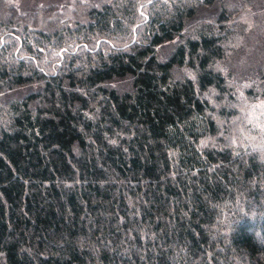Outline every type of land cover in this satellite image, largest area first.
I'll list each match as a JSON object with an SVG mask.
<instances>
[{"label":"trees","instance_id":"obj_1","mask_svg":"<svg viewBox=\"0 0 264 264\" xmlns=\"http://www.w3.org/2000/svg\"><path fill=\"white\" fill-rule=\"evenodd\" d=\"M23 1L0 0V264H264L241 217L264 0Z\"/></svg>","mask_w":264,"mask_h":264},{"label":"clouds","instance_id":"obj_2","mask_svg":"<svg viewBox=\"0 0 264 264\" xmlns=\"http://www.w3.org/2000/svg\"><path fill=\"white\" fill-rule=\"evenodd\" d=\"M248 217L250 220H253L255 221L258 217H264V210H257V209H251V210H244L242 213H241V217ZM240 220V219H239ZM238 220V221H239ZM237 221V222H238ZM259 234V235H258ZM255 236L257 238V243L259 244V241H260V233L257 231L255 233Z\"/></svg>","mask_w":264,"mask_h":264},{"label":"rangeland","instance_id":"obj_3","mask_svg":"<svg viewBox=\"0 0 264 264\" xmlns=\"http://www.w3.org/2000/svg\"><path fill=\"white\" fill-rule=\"evenodd\" d=\"M252 113L255 116V118L258 119L260 122H262V124L264 125V101L256 102L254 104V109L252 110Z\"/></svg>","mask_w":264,"mask_h":264}]
</instances>
